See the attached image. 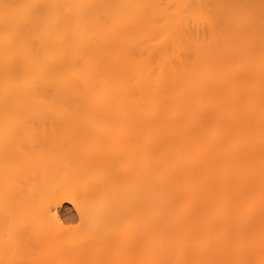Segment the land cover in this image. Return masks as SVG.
<instances>
[{
    "label": "bare ground",
    "instance_id": "1",
    "mask_svg": "<svg viewBox=\"0 0 264 264\" xmlns=\"http://www.w3.org/2000/svg\"><path fill=\"white\" fill-rule=\"evenodd\" d=\"M0 264H264V0H0Z\"/></svg>",
    "mask_w": 264,
    "mask_h": 264
},
{
    "label": "rangeland",
    "instance_id": "2",
    "mask_svg": "<svg viewBox=\"0 0 264 264\" xmlns=\"http://www.w3.org/2000/svg\"><path fill=\"white\" fill-rule=\"evenodd\" d=\"M60 211L62 212V213L60 212V215L62 214L61 216L64 219L69 220L71 222L75 221L74 219H76L75 217L77 216V214L71 204L66 203Z\"/></svg>",
    "mask_w": 264,
    "mask_h": 264
}]
</instances>
